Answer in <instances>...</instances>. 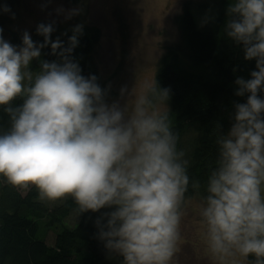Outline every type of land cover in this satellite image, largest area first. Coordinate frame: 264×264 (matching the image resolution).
<instances>
[{
    "label": "clouds",
    "instance_id": "9594fccd",
    "mask_svg": "<svg viewBox=\"0 0 264 264\" xmlns=\"http://www.w3.org/2000/svg\"><path fill=\"white\" fill-rule=\"evenodd\" d=\"M226 14L227 37L243 47L246 61H255V70L250 79L235 80V95L247 99L234 104L230 130L217 139L220 159L203 216L214 253L234 251L264 264V0H234ZM52 30L41 24L44 44L25 32L17 47L0 28V106L11 122L0 134V176L22 192L35 187L42 202L70 197L79 213L112 209L95 224L123 264H171L189 177L167 113L149 114L140 97L125 121L105 102L97 78H85L67 57L62 64L42 62L34 76L29 65L41 49L60 47L50 41ZM17 97L23 103L13 108Z\"/></svg>",
    "mask_w": 264,
    "mask_h": 264
},
{
    "label": "trees",
    "instance_id": "16d2710c",
    "mask_svg": "<svg viewBox=\"0 0 264 264\" xmlns=\"http://www.w3.org/2000/svg\"><path fill=\"white\" fill-rule=\"evenodd\" d=\"M214 21L200 28L188 3L178 16V27L186 56L194 64L207 66L203 76L184 72L174 62H166L156 71L154 87L168 98L174 107L171 130L178 135L177 150L185 153L189 177L184 198L197 196L207 203L208 184L220 159L217 139L227 135L234 119L235 103H245L247 97L235 95L237 77L250 79L255 61L244 59L243 47L227 37L224 10L226 0H215ZM94 34V33H93ZM75 37L73 44L71 38ZM55 53L51 44L41 56L30 62V69L41 71L42 62L64 63V57L78 65L85 78L96 77L87 59L94 38L85 34L65 35L59 39ZM70 50V51H69ZM264 98V93L261 94ZM24 97L12 101L13 108L22 105ZM11 122L4 106H0V134L10 129ZM112 209L79 213L69 197L52 206L38 199L35 187L22 194L0 176V264H123V258L109 259L111 250L99 238L96 219ZM76 212L74 226L64 220ZM53 232L52 243L47 234ZM254 264L255 257H247Z\"/></svg>",
    "mask_w": 264,
    "mask_h": 264
},
{
    "label": "rangeland",
    "instance_id": "374dc122",
    "mask_svg": "<svg viewBox=\"0 0 264 264\" xmlns=\"http://www.w3.org/2000/svg\"><path fill=\"white\" fill-rule=\"evenodd\" d=\"M230 2L234 0L225 1V13ZM184 3L189 4L200 28L214 21L215 0H0V28L4 40L17 47L23 46L25 32L37 45L44 44V37L37 33L41 24L52 27L51 42L65 35L93 37L87 61L96 72V83L105 102L115 104L127 121L139 98L145 97L149 114L167 113L171 121L174 107L154 87L156 71L166 62H174L184 72L196 76H203L207 68L192 63L186 56L177 22ZM29 70L34 76L40 72L30 67ZM261 196L264 198V184ZM45 202L52 206L60 201ZM206 207L207 203L196 195L183 199L179 208L178 251L171 264H251L234 251L230 255L212 251L203 216ZM76 221L77 214L72 212L64 225L71 227ZM46 239L52 243V231ZM108 257L114 260L121 256L110 251Z\"/></svg>",
    "mask_w": 264,
    "mask_h": 264
}]
</instances>
